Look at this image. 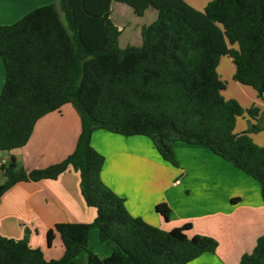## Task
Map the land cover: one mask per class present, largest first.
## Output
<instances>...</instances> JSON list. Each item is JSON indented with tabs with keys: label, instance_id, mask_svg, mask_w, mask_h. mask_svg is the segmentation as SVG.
Wrapping results in <instances>:
<instances>
[{
	"label": "trees",
	"instance_id": "1",
	"mask_svg": "<svg viewBox=\"0 0 264 264\" xmlns=\"http://www.w3.org/2000/svg\"><path fill=\"white\" fill-rule=\"evenodd\" d=\"M114 2L138 17L151 8L157 12L141 27L140 46L120 47ZM0 56L6 70L0 151L26 146L36 123L68 104L81 122L75 149L62 161L31 171L19 168L14 157L3 165L0 203L20 182L56 179L74 169L85 203L96 210L92 223H57L49 230V245L60 238L61 258L47 260L26 238L0 236V264H188L216 253L212 237L182 238L129 213L125 199L101 178L105 157L91 144L96 130L145 136L175 167V142L205 146L257 180L264 200V145L250 135L264 126L235 133L245 112L258 121L259 108L226 99L217 72L221 58L230 57L234 80L263 97L264 0H212L203 11L184 0H53L0 25ZM94 227L110 256L93 252ZM239 264H264V235Z\"/></svg>",
	"mask_w": 264,
	"mask_h": 264
},
{
	"label": "crops",
	"instance_id": "2",
	"mask_svg": "<svg viewBox=\"0 0 264 264\" xmlns=\"http://www.w3.org/2000/svg\"><path fill=\"white\" fill-rule=\"evenodd\" d=\"M184 1L203 11L212 0ZM52 2L0 0V25L12 24ZM156 17L157 12L154 20ZM118 28L123 33L121 27ZM138 34L141 38V28ZM141 43L137 37L126 39L124 43L119 38L121 48ZM5 80L6 70L0 56V91ZM257 99L260 100L257 119L264 126V95ZM80 131L79 115L68 104L60 112L41 118L26 146L9 151L1 158L7 164L14 157L18 167L27 171L46 168L74 151ZM91 144L105 157L102 180L125 199L132 216L182 238L209 236L217 240L215 254L205 253L188 264H239L241 257L250 253L264 235L260 183L209 148L175 142L179 164L175 167L162 159L145 136L96 130ZM0 176L2 184L5 177L3 173ZM95 217L96 210L87 206L82 197L79 172L70 169L56 179L20 182L5 192L0 203V236L15 240L26 238L33 248L43 251L47 260L59 259L64 255V248L58 235L48 244L49 230L57 223H92ZM93 229L89 232L90 245L92 236L93 245L99 239V232ZM99 246L98 251L93 250L96 255L110 256L111 249ZM54 248L57 250L52 253Z\"/></svg>",
	"mask_w": 264,
	"mask_h": 264
},
{
	"label": "rangeland",
	"instance_id": "3",
	"mask_svg": "<svg viewBox=\"0 0 264 264\" xmlns=\"http://www.w3.org/2000/svg\"><path fill=\"white\" fill-rule=\"evenodd\" d=\"M147 11L148 12L146 15H144L143 17H138L134 14L133 10L129 6L118 2L113 4L112 20L117 27H121V29L123 30V33L120 37V41L124 43L126 39L134 38V37H137L138 40L141 39L139 38V34H138L139 29L142 26L152 23L156 16L155 9L151 8ZM217 72L219 76L222 78V80L226 83L225 90L222 91V95L226 99L237 100L244 109H248L252 106H256L259 108L260 100L257 99L256 91L252 87L244 86L234 80L233 78L234 75L232 74H234L235 72V67L230 57L223 56L221 58L217 68ZM253 100H255L256 102L255 104H253ZM253 124H258L260 126H263L261 120L258 121L254 120L248 113L245 112L244 115L242 117H239L237 120L235 133H241L247 131L252 127ZM250 135L252 139L255 140V142H258V145L260 144L264 145V130H260L259 132H253ZM6 153H7L6 151H0V160L2 159L1 157L7 155ZM0 174H2L1 170H0ZM1 180H2V176H0V181ZM93 230H95L96 232L98 231L96 227H94ZM93 230H92V235H93ZM93 242L94 240L92 236L91 246H93L92 250L94 251H98L100 249L99 245H103V247L110 249L105 244L100 243L99 239H97L96 245H93L94 244ZM58 245H60L59 240H58ZM56 250L57 248H54L51 250V252L54 253Z\"/></svg>",
	"mask_w": 264,
	"mask_h": 264
},
{
	"label": "built area",
	"instance_id": "4",
	"mask_svg": "<svg viewBox=\"0 0 264 264\" xmlns=\"http://www.w3.org/2000/svg\"><path fill=\"white\" fill-rule=\"evenodd\" d=\"M5 164H6V160H5L4 158H2V159L0 160V170H1V167H2L3 165H5ZM176 183L179 184L180 181H177Z\"/></svg>",
	"mask_w": 264,
	"mask_h": 264
}]
</instances>
